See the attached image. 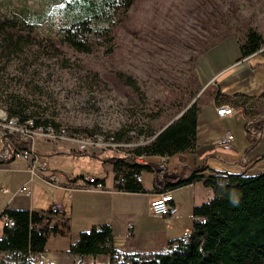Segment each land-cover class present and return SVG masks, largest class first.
<instances>
[{"label":"rangeland","instance_id":"1","mask_svg":"<svg viewBox=\"0 0 264 264\" xmlns=\"http://www.w3.org/2000/svg\"><path fill=\"white\" fill-rule=\"evenodd\" d=\"M33 1L14 0L13 6L20 9L32 5ZM13 6L0 9V17L12 11ZM45 28L42 30L47 33ZM115 33L116 50L113 54L106 53L104 47L91 54L70 49L58 53L52 48L40 47L46 41L34 45L32 49L26 48L24 54L3 57L0 53V112L9 116L6 102L10 97H15L25 104L26 114L50 121L48 125L40 127L46 128L45 132L52 135L35 133L36 148L42 153L44 150L38 147L40 141L66 144L74 150L81 146L89 149V152L84 153L90 156L67 155L60 161L61 166L51 165L49 158L41 154L51 170L63 173L66 177L71 176L72 170L81 169L80 173H89L84 175L105 176L111 182V165L103 159L110 161L118 157L124 161L134 159L136 162L142 159L144 163V155L137 154L136 149L154 138L148 136V130H153L154 135L158 136L163 128L177 118L179 111L171 106L169 98H178L179 91L189 85L187 80L194 60L197 61L203 55L202 52L213 49L212 46L234 38L233 43L220 45L224 53H229V56L224 55L226 61L219 63L224 65L227 59H236L234 53L239 49L238 37L240 40L244 37L248 42L255 40L257 44L264 42V0H137L129 18ZM217 57L220 59V56ZM119 72L133 77L138 89L133 90L118 83L116 75ZM193 86L192 82L190 87ZM17 120L18 117H7L3 128L8 129ZM52 122L59 125L58 129ZM86 130L92 133L84 134ZM121 132L124 137L118 138L116 134ZM86 135L92 138H85ZM1 137L0 132V150L3 147ZM111 142L115 149L109 147ZM9 150L8 156L5 154L4 159L0 157V164L11 163L14 156L11 146ZM25 150L31 148L25 147ZM92 154H104L105 157L94 158ZM170 160V166H173L178 162V157L173 156ZM153 165L161 167L157 162ZM26 170L31 180L38 176L37 164L27 162ZM2 179L0 184L10 186L12 190V180ZM164 185L166 182L159 184ZM41 186H34L32 201L40 207L39 211H47L50 208L48 201L51 187ZM105 187L106 184L103 190ZM27 189L30 191L29 187ZM11 194L0 191V202L5 200L6 206ZM161 194L169 195L167 191ZM203 199L207 200L208 196L205 194ZM3 227L4 221L0 220V237L7 234ZM24 234L19 231L10 239V244L16 245ZM132 237L133 230L130 232ZM114 239L129 241L125 235H114ZM62 240L51 237L47 247L52 254L61 252L59 245H64ZM19 243L22 245L23 242ZM124 248L121 247L122 250ZM86 260L91 264L95 260L103 264L109 258L87 257Z\"/></svg>","mask_w":264,"mask_h":264},{"label":"trees","instance_id":"2","mask_svg":"<svg viewBox=\"0 0 264 264\" xmlns=\"http://www.w3.org/2000/svg\"><path fill=\"white\" fill-rule=\"evenodd\" d=\"M13 1L1 0L0 9L13 6ZM33 2L32 5L20 9L13 6L12 11L0 17V53L3 57L24 54L26 48L32 49L42 41H46V44L40 47L52 48L58 53L70 49L91 54L104 47L106 53L113 54L116 50L115 32L127 21L137 0ZM42 28L48 32H44ZM254 44L255 40L251 43V50L245 55L258 50ZM215 46L217 45L211 48ZM195 65L194 60L190 78L187 80L189 85L179 91L178 98H169L171 106L179 111L176 116L195 100L202 89ZM116 78L118 83L121 82L133 90L138 89L133 77L119 72ZM192 82L193 88L190 87ZM6 103L9 118L18 117L20 123L32 119L35 128L50 123L26 114L22 100L10 97ZM198 105L196 101L177 121L166 129L163 128L158 136L154 135L153 130L147 131L148 136L154 138L145 146L136 149L137 154L146 157L144 163H137L134 159L124 161L123 158H111L115 182L122 181L115 184V191L144 192L143 182H138L137 177L154 172V165L150 161L152 158L177 156L181 161L187 159V154L197 146L198 116L201 108ZM263 124L264 120L255 122L250 127L249 133L253 138L250 150L259 144ZM52 125L55 128L59 126L55 122ZM89 132L86 130L84 134ZM122 134L123 132L117 133L116 136L123 138ZM21 147L25 148L27 145L23 144ZM14 160L13 157L11 161ZM204 171L206 167H197L187 177L167 181L164 185L166 190L163 192H168L202 182L210 191L209 200L193 209L192 232L171 241L164 250H122L115 245L112 227L106 224L93 226L73 238L69 218L63 212L55 215L51 211L36 212L6 207L0 213V220L8 216L15 222L12 228L4 227L6 233L12 238L19 231L25 234L19 239L23 242L22 245L19 241L16 245H11V237L8 241L0 240V264H38L34 257L38 254L46 257L47 246L53 236L73 238L67 253L74 257V264H87V257L97 259L100 256L109 258L103 264H264V171L256 175H251L248 171L206 175L202 173ZM98 182L105 183L104 179H99ZM92 264L99 263L95 260Z\"/></svg>","mask_w":264,"mask_h":264},{"label":"crops","instance_id":"3","mask_svg":"<svg viewBox=\"0 0 264 264\" xmlns=\"http://www.w3.org/2000/svg\"><path fill=\"white\" fill-rule=\"evenodd\" d=\"M238 39L239 49L235 50L234 56L236 59L233 61L227 59L228 62L224 65L223 63L219 64L226 61L224 55L229 56L228 52L224 53L220 45L225 42L233 43L234 38L224 41L198 57L195 69L202 89L196 97L201 107L198 116L197 146L187 154L186 160L181 161L178 158V162H175L173 166H170L171 160L169 161V158L166 162H163L162 158L150 159L151 163L157 162L161 167L154 165V172L143 174L144 192L128 193L113 190L115 188L114 171L111 161L107 159H103V161L111 165L113 177L111 182L105 176L99 175L97 177L90 174L105 181V190L98 191L79 188L67 190L54 187L39 176H35L31 180L26 170L27 162L15 159L10 161L11 163L0 164V179H11L13 186L12 190L10 186L8 187L9 193H4L1 189L7 186L0 184V191L3 194L12 192L6 206L5 200L0 202V213L6 207L40 212V207L35 206L32 201V190L36 185L42 187V184L51 187L48 201L50 208L47 211L50 212L55 203L63 206V215L69 218L73 238L80 232L90 230L93 226L105 224L110 225L113 234L118 237L125 235L128 225L132 223L134 224L133 237L128 239L129 241L127 240L128 242H126L123 250L129 252L156 251L166 249L171 241L181 239L191 233L193 209L198 206V203L203 204L209 200L210 191L202 182L172 191L179 212L175 216L161 217L153 215L150 211L151 202L162 191L166 190L159 184L163 185L164 182H172V180L182 176L186 177L197 167H206V171L202 172L206 175L243 171H248L249 174L253 172L252 175H256L264 171V124L261 140L250 152L249 148L252 140L248 134L249 128L255 122L264 120V42L261 44L255 42L254 46L260 48L254 53L245 55L248 50H251V43L253 44L254 40L248 42L244 37L241 40L239 37ZM217 56H220V59ZM222 106L233 108L234 114L226 118H220L217 109ZM228 132L235 136L233 150H226L217 145V142ZM2 143L3 147L0 154L5 150L3 138ZM50 143L39 142L38 147L42 148L45 154L38 150L36 145L35 148L40 157L42 159V155L48 157V161L53 166H61L60 161L67 155L80 156L81 152L78 149H71L66 144ZM76 151L77 153H75ZM93 155L95 154L91 155L94 158L97 156L105 157L104 154ZM81 156H90V154L86 153V155ZM0 157L3 156L0 155ZM80 170H72L71 176L67 177L61 173L63 181L70 185L75 183L76 179L83 174H89L80 173ZM25 185L32 192L30 196L20 192ZM205 194L208 196L207 200L203 199ZM26 198L30 199L31 202L28 203ZM9 237L12 238L9 234H4L0 239L7 241ZM73 238H61L64 241V245H59L61 252L52 254L47 247L48 251L45 255L50 263H75L74 257L67 253ZM114 240L115 245L121 248L122 246L118 241ZM85 262L91 264L87 260Z\"/></svg>","mask_w":264,"mask_h":264},{"label":"built area","instance_id":"4","mask_svg":"<svg viewBox=\"0 0 264 264\" xmlns=\"http://www.w3.org/2000/svg\"><path fill=\"white\" fill-rule=\"evenodd\" d=\"M217 114L220 118H226L229 116H232L234 114V109L229 108L228 106H222L217 109ZM7 114L0 112V126L2 130L0 131L2 134V138L4 139L5 146H6V155L8 156L10 154L9 147H12V154L19 159H23L27 161L28 163H34L38 165L37 173L38 175L43 174L46 169V164L43 162V159L40 157L38 153H36L34 149V142L36 140L35 133L39 132L38 134L42 135H52L50 132H45L46 128L43 127H37L35 128L34 120L29 119L25 121V123L18 122L14 123L12 126H10L8 129L3 128L5 125V120H7ZM11 119V118H9ZM0 128V129H1ZM42 128V129H40ZM40 129V130H38ZM58 129V128H56ZM58 131V130H57ZM85 138H92L89 135H86ZM112 142H114V139H110ZM111 142L110 148H116L115 145ZM27 145L28 148H31V150H25V148L21 147V145ZM217 145L226 149V150H233L235 147V136L231 134L230 132L226 133V135L217 142ZM78 151L80 152H89V149L86 148V146H81L78 148ZM33 155H39V157H34ZM143 160L145 162L146 157H143ZM167 158H162L163 162H166ZM137 162H143L142 159H138ZM143 178L142 176H138L137 180L138 182ZM90 183L94 184L95 179L90 178ZM48 181L60 185L61 182L57 177H48ZM26 187V188H25ZM101 185L92 186V188H100ZM28 187L25 185L21 188V193H25L27 196L31 195V191L27 189ZM2 191L4 193H9L8 187H3ZM168 196L166 195H159L156 197L150 204V210L152 214H155L157 216H163V217H170L175 216L179 212V207L175 203L174 196L172 195V192H168ZM63 209V206L61 204H54L53 212L54 213H60ZM2 221H4V227L5 228H12L15 225V222L12 219H9L7 217H3ZM133 230L134 232V225L130 223L128 225L127 233L125 234V237L130 239V232ZM120 246L125 247L126 242L121 239V241H118ZM35 260L38 264H48L50 263L49 260L43 255L38 254L35 257Z\"/></svg>","mask_w":264,"mask_h":264},{"label":"bare ground","instance_id":"5","mask_svg":"<svg viewBox=\"0 0 264 264\" xmlns=\"http://www.w3.org/2000/svg\"><path fill=\"white\" fill-rule=\"evenodd\" d=\"M199 106V105H198ZM200 109V108H199ZM199 118V117H198ZM91 136V135H90ZM110 139V138H109ZM255 141V140H254ZM259 141V140H258ZM114 143H116V141H114ZM34 149H35V151H36V153H38V151L36 150V148H35V142H34ZM5 154H6V148H5V150L2 152V154H0L1 156H5ZM39 154V153H38ZM40 155V154H39ZM14 157V159H19V158H16L15 156H13ZM19 160H21V159H19ZM43 162L46 164V169H45V171H44V173L43 174H40V175H38L40 178H42L45 182H47V183H49L50 185H52V186H54V187H58V188H62V189H70L71 190V188L72 187H74V188H80V189H87V190H94V189H103L104 188V184L103 183H101V182H98L99 181V178H97V177H93V176H89V175H82L81 177H79L77 180H76V182L74 183V184H71V185H69V184H66L64 181H63V179H62V174L61 173H59V172H55V171H51V169H50V167H49V165H48V163L43 159ZM48 177H57L59 180H60V182H61V184L60 185H56V184H53V183H51V182H49L48 181ZM90 178H94L95 179V183L94 184H92V183H90ZM69 180H71V179H69ZM144 181V178H141V180L139 181V182H143ZM120 182H122L121 180H118L117 182H115V184H119ZM96 185H101V187L100 188H92V186H96ZM115 190V189H114ZM31 194H32V192H31ZM53 208H54V205H53V207H52V209H51V213H53V214H55V215H60L62 212H63V209H62V211L60 212V213H54L53 212ZM171 248V247H170Z\"/></svg>","mask_w":264,"mask_h":264},{"label":"water","instance_id":"6","mask_svg":"<svg viewBox=\"0 0 264 264\" xmlns=\"http://www.w3.org/2000/svg\"><path fill=\"white\" fill-rule=\"evenodd\" d=\"M196 101H197V98H195V100L180 115H178L175 120H173L172 122H170L164 129H166L169 125H171L172 123H174L175 121H177L183 115V113L186 112V110L189 109ZM249 130H250V128H249ZM159 133H161V132H159Z\"/></svg>","mask_w":264,"mask_h":264}]
</instances>
